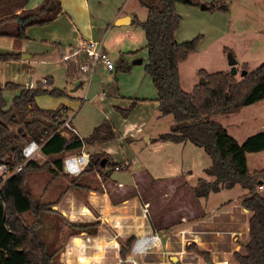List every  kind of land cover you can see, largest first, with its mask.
Here are the masks:
<instances>
[{
    "label": "trees",
    "instance_id": "16d2710c",
    "mask_svg": "<svg viewBox=\"0 0 264 264\" xmlns=\"http://www.w3.org/2000/svg\"><path fill=\"white\" fill-rule=\"evenodd\" d=\"M12 1L15 6L8 13H0V37L26 39L28 28L49 24L62 12L59 0H44L37 8L31 10H24L28 0ZM138 2L148 10V17L144 22L136 18L132 21V25L140 27L145 33L148 50L145 72L156 90L155 101L159 103L160 116H171L176 125L171 132L159 135L154 142L191 143L210 157L212 165L204 170L210 180L201 178L192 188L196 199L207 200L212 193L236 187L247 192L240 205L251 212L249 238L243 243L241 251L234 252L233 257L238 264H264V194L261 191V187H264V170L251 172L247 158L248 154L264 151V131L239 143L221 122L214 119L215 116H228L264 101V64L252 71L248 69V64H243L242 73L245 75L241 79H237L231 71L209 72L201 69L198 76L205 82H199L191 92H187L183 88L180 67L198 51L203 36L183 43L177 41L176 33L182 23L177 5L201 6L202 2ZM206 7L211 12L228 10L224 3L218 1L207 3ZM20 9L21 13L16 14V10ZM230 54V50L226 49L225 55ZM20 59L19 54L0 52V63ZM77 59V62L71 61L68 65L70 78L82 73L81 66L86 57L78 56ZM131 68V64L127 63L122 55L112 71L115 73V80L104 88L109 96H120L117 74L127 73ZM47 82L32 88L13 83H7L3 87L0 82V160L6 158L8 174L13 173L25 162L22 154L25 144L18 145L19 137L42 144V154L55 158L53 164L58 169L56 171L46 164L40 165L31 160L7 181L6 175H0V264H53L55 261L54 254L48 251L46 244L38 236V231L43 225L42 212L52 210L51 207L35 201L26 185L27 176L45 168H48L47 172L53 176H57L59 172L63 173V156L67 153H79L82 141L76 136L66 138L62 135L60 125L64 108L42 110L36 104V97L43 94L54 97L67 95L66 91L46 89ZM4 89L19 91L10 109L6 108ZM136 102L138 103V100H132L126 111L121 108L119 110L127 116ZM30 115L32 119H27ZM20 120L24 122L25 128L16 135L11 127ZM114 137L112 125L109 121H104L95 128L90 137L84 139V143L93 146L110 141ZM91 158V165L75 177L73 184L89 191L101 192L102 189H93L90 184L95 181L85 176L95 174L107 181L111 173L124 170V167L123 164L110 160L106 154L102 157L91 155ZM79 228L81 229L82 225ZM134 242L135 239L131 238L128 246L121 250L123 258H126L128 248L132 249ZM186 251L198 254L206 263L213 264L211 252L201 251L195 242L187 243Z\"/></svg>",
    "mask_w": 264,
    "mask_h": 264
},
{
    "label": "crops",
    "instance_id": "0c3cea01",
    "mask_svg": "<svg viewBox=\"0 0 264 264\" xmlns=\"http://www.w3.org/2000/svg\"><path fill=\"white\" fill-rule=\"evenodd\" d=\"M43 1L44 0H28L24 10L35 9L42 4ZM59 1L62 6V12L58 17L49 24L28 28L26 31V39L0 37L1 53L21 55L20 60H10L0 63V82L3 87L7 83H14L22 87L32 88L36 87V83L34 84L35 76L43 75L42 82L38 81V83H44V80H46L48 81L46 86L49 88L50 85L57 84V69H52V71L47 73H43L42 70L46 66L57 67L65 63V79H67V87L64 88L67 93V95L64 96L65 99L50 97L51 99L45 100L44 103L50 104V106L37 104L38 107L42 110H58L64 108L65 117L68 116L73 124L74 117H70L69 112L73 109V104H78L76 100H89L90 93H92V99L99 97L103 107L108 111V119H105V121H109L112 125L115 137L96 147L106 153L113 162L123 164L124 170H129L131 166H133L132 162L128 160L121 163L116 159V156H118L120 152L118 145H122L121 143L125 142L124 140L126 139L137 141L138 136L145 132V127L147 125V129L149 130L147 134L149 136L146 138L148 144L154 141L161 133L158 132L159 130H156L154 125L149 124L148 116H139V121L127 119L124 121L121 128H117L112 121L113 116L117 115L113 114V110L109 108V106L118 108V105H121L123 102L117 99L119 97L109 96L104 90L106 84L113 83L115 80V77L113 80L110 78L109 74L112 73V71H108L101 66L93 75L94 77L92 76L93 78L97 77L96 81H91L87 84L88 81L85 79L86 75L81 72L74 75L72 78L68 76L69 63L71 61L77 62L78 57L73 56L69 61H66L64 58L75 51L79 45L80 39L84 37L102 43L110 58L115 60L113 61L116 65L120 58H122V55L125 56L127 63L130 64L128 60L130 56L140 51V49L145 50L146 48V37H144V39L138 31L141 28L132 25V21L135 18L130 17L131 22L126 25L116 24L118 20L127 18V6H129L132 0H123V4H120L122 6L119 5L117 11L112 14L111 20L104 21L100 19V15L98 18L95 17L96 13H99L100 10L97 9V7L99 6L101 8L102 2H99V0ZM207 3H211L210 0H205L201 12H207ZM14 6L15 2L12 0H0V13H8ZM21 11L22 9L16 10V14H20ZM177 11L182 17V23L176 33V39L179 43H183L192 39L187 38L188 32L186 27H184V17L189 11L187 8H180L178 5ZM214 14L218 15V12ZM113 21L116 22L112 25ZM140 21L144 22L145 20ZM218 26H221L224 30L218 29ZM208 31H215L213 33L214 36L206 43L207 34H202L203 40L198 51L192 54L180 67L182 84L187 92H190V89L192 91L200 82L198 76L199 70L205 69L209 72H216L212 70L210 66H204L202 63L203 60L207 59L209 63L211 59L215 57L226 60L228 59L225 55L226 49H230L232 54H235V58L239 65L248 64L250 67L252 66L249 55L252 48L258 42L257 37L252 35L253 32L250 30L237 32L234 27H232V29L229 28L228 21L220 17V15L215 16L214 22L208 26ZM179 36L186 41H180L178 39ZM23 55H27L26 58H24ZM192 61H195L198 66H196L194 70H188L189 67L193 66L190 65ZM263 63L264 61L254 65H261ZM132 69L133 66L127 73H130ZM228 70L229 68L225 71ZM243 75L242 73V76ZM92 77H90L89 80H91ZM69 81L76 83L77 86L69 89ZM117 81L119 85L118 77ZM29 82H31L30 87ZM185 84L188 88H185ZM81 90L84 91L85 97H81ZM127 99L129 100L130 98ZM137 99H140L138 102L142 103L146 100L145 98L141 99L139 96H137ZM131 102L132 101H130V103ZM158 107L159 103L155 101L154 115L157 118H162L159 115ZM109 117L111 119H109ZM73 126L75 127L74 124ZM62 135L66 138H70V135L64 133H62ZM153 135L155 138H153ZM79 136L83 140L85 139L80 133ZM86 147L88 146L86 145ZM126 153L127 152H125V155L127 156L128 154ZM256 154L264 157V151ZM249 155L247 157L249 170L252 172L264 170V167L251 169L249 166ZM136 159V157L133 158L134 161ZM147 166L150 165L147 164ZM154 172L170 173V171H134L130 173V184H124L119 181L120 178L115 176L116 174L113 172L105 185L102 186L103 191H89L88 196L86 195L87 204L81 203L80 207L75 198H73L74 200L72 201L67 198L66 207L68 208V217L73 221H78L77 218L79 215H84L86 218L81 220L82 223L77 225V227L82 225V232L80 234H72V236L70 235L68 238L66 248L68 254L67 256L62 254V256H65V264H161L160 261L158 262L157 260H160L161 257L167 259V255L172 259L176 258L178 260L177 262L172 261L174 264H178V256L186 260V255L192 254L186 250L184 252H179L175 249L172 238L177 239L179 237L183 240L185 249L187 243L195 242L199 249L202 245L206 247L207 250L200 249L201 251L211 252L212 261L215 264H231L230 262L232 261L234 252L241 251L243 243L249 238V236H247L248 238L243 241L244 239L242 240L241 236V234L245 236L249 235V219L251 217V212L243 209L240 205L242 198L247 192L243 190L241 195L230 200V208H228L229 206L226 207L225 204L222 205L223 208L220 210L221 212H216L215 209H212L208 214L202 210L201 207H196V203H194L193 206L184 204L183 192L179 195L178 199L175 198L174 196L179 193L176 191V188L164 191L158 196L155 185L156 179L152 177L151 174ZM181 172L190 173L191 171ZM208 179L210 180V178ZM178 187H181L180 190L182 191L183 186ZM145 194L148 196L145 197ZM171 197L172 199L170 202H174L175 200V205L171 203L170 206L166 205L165 207L163 205H157L158 200L161 198ZM232 205H235L236 209ZM80 208L81 210L78 212L77 210ZM236 210L238 213H236ZM96 213L98 215H96ZM175 214L177 216H175ZM240 216H242L243 219ZM197 219L198 223H195ZM72 220L71 222H73ZM192 221H194L193 224H191ZM190 225H195V227L197 225H207L206 227L212 226L214 229L208 230L207 233L206 231L203 232V234L206 233L205 235H207V237L201 238L202 240L200 241V238L197 236L198 233L190 228ZM72 226L75 227L73 224ZM95 226L97 227L95 228ZM175 228H178V230L172 231V234H167L169 230ZM155 231H160L161 244H163L162 250L161 248H153L146 252L143 251L144 253L134 254L131 251L132 249L128 248L129 252L126 258L121 256V250L128 246L131 238L135 239V242H137L141 238L153 234ZM163 233L167 234V236H162ZM189 238L192 239L187 242ZM217 243L220 244V248L217 246ZM164 248L167 249V252L163 250ZM163 253L166 255L165 257ZM217 256L218 258L223 256V258L220 260ZM108 258L113 259V262H108ZM200 260H202V258H200ZM186 263L188 262L186 261Z\"/></svg>",
    "mask_w": 264,
    "mask_h": 264
},
{
    "label": "rangeland",
    "instance_id": "374dc122",
    "mask_svg": "<svg viewBox=\"0 0 264 264\" xmlns=\"http://www.w3.org/2000/svg\"><path fill=\"white\" fill-rule=\"evenodd\" d=\"M200 1L202 2L201 6H186V5L178 4L180 8L184 7L187 8V10L189 11V13H187L184 17V25H185L184 27H186L188 32L187 34L189 36V37L187 36V38L188 39L192 38L190 40H193L202 34H207L206 43H208L211 37L214 36L213 33L215 32V31L209 32L208 26L214 22L215 16L220 15V17H223L228 21L229 28L232 29V27H234L237 32H242L243 30H250L251 32H253L252 35L257 37L258 42L250 52L249 60L252 66L250 67L248 65V69L252 71L257 69L259 66H261L262 64L261 65H254V64H260L262 61H264V0H216L218 2L224 3L228 8L227 11H215L218 12V15L214 14L215 12H211L208 10L207 12L205 11L201 12L205 0L203 1L200 0ZM99 2H102L101 8L99 6L97 7V9L100 10L99 13H96V16L95 15L94 16L98 18L100 15V19L104 21V20H111L110 18L112 14L117 11L119 5L123 4L124 1L99 0ZM210 2H214V1L210 0ZM126 14H128L127 17L129 18L132 17V18H138L140 20H146L148 16V10L140 6L137 0H132L129 6H127ZM116 21H113L112 25ZM218 27H219L218 29L224 30L223 28H221V26ZM138 31L141 33V35L144 38L145 37L144 31L141 29ZM178 39L180 41L185 40L180 36L178 37ZM230 53H232L231 50ZM233 56L235 57V54ZM128 60L130 64H132L133 66L132 71L130 73L117 74V77L119 79V86L121 90L120 96L117 99H119L123 103H121V105H118V108L109 106V108L113 110V114L117 115V116H113L112 121L114 125L117 126V128H121L122 125L124 124V121L127 119H130L132 121H137L139 116H144V117L148 116L149 124L154 125L156 130H159L158 131L159 133L165 134L171 132L176 127L173 118L171 116L157 118L154 115V104L157 93L152 84L151 78L146 74L144 70L145 65L148 62V50L146 48L145 50L140 49L139 53L131 55L130 59ZM202 63L204 64V66H210V68L216 72L223 70L225 71L228 68H229L228 71H231L229 64H227L228 59L222 60L215 57L211 59L210 63L207 62V59L203 60ZM190 65L193 66L189 67L188 70H194L195 67L198 66V64L195 63V61L190 62ZM242 66L243 64L240 65L238 64L237 66V70H238V74L236 75L237 79H241L243 77L241 74ZM52 69H57L56 70L57 84L50 85L49 88L45 86V88L48 90L58 89L60 91H65L64 88L67 87L66 84L67 79H65V74H66L65 63L57 67L46 66L42 70V72L47 73L52 71ZM109 75L110 78L113 80V78L115 77V73L113 72V74L110 73ZM93 77L91 80H89L90 78L88 76L85 77L86 81H88L87 84L91 81H96L97 77L95 78ZM42 79H43V75L35 76L34 84L36 83L37 86L39 84L38 81L42 82ZM76 86H77L76 83L69 81V89L75 88ZM185 88H188L186 84H185ZM189 91L191 92V89ZM80 92L82 95L81 97H85L84 91L81 90ZM18 94L19 91L8 90V89L3 90V95L6 100L7 109H10L12 107L13 100ZM137 96H139L141 99L145 98L146 100H144V103L136 102V105L131 109V111L128 112V115L124 116L122 110L126 111L129 109L131 105L130 101L140 100L137 99ZM50 97L58 98V97L50 96L49 94H43L36 97V104L43 105L45 103V100L51 99ZM92 97H93L92 93H90L89 100H83V99L76 100L77 101L76 103L79 104V107L78 104L77 105L73 104V109L70 110L69 112V116L74 117L73 124L78 129L80 135L83 138L90 137L91 133L95 130V128L100 126L105 121V119H108L107 117L108 111L105 107H103L100 98L98 97L92 99ZM60 98L65 99L63 95L60 96L59 99ZM127 98L130 99L128 100ZM44 105L50 106V104H44ZM120 108L122 110H119ZM45 110H49V109H45ZM27 119H32V116L31 115L28 116ZM109 119L111 118L109 117ZM214 119L221 122L227 128L230 135L236 138V140L239 143H243L251 135L264 131V101L249 107H245L240 111L236 112L234 115H231L230 117L218 115L215 116ZM23 128H25L24 122L20 120L16 125L11 127V130L17 135L19 134V131ZM147 128L148 125L145 127V132L138 136L137 141L126 139L124 140L125 142L121 143L122 145H118L120 152L118 156H116V159L121 163L126 162L128 160L133 163V166H131V169L129 170H120L114 172V174H116L115 176L120 178L119 179L120 182H123L124 184H130V179H131L130 173L134 171H170V173L167 174L164 172L151 173L152 177H155L156 179L155 185L158 196L162 194L164 191H168V190H172V188H176V191L179 193H177L174 196L175 198L178 199L179 195L183 192L184 201H185L184 204L188 206H193L194 203H196V207L199 208L201 207V209L208 214L209 211H211L212 209H215L216 212H219L223 208L222 205L225 204L226 207L229 206L228 208H230L231 205L229 201L241 195L243 189L237 187L231 190H223L220 193H212L208 200L196 199L193 195L192 188L198 184V181L201 178L208 179V177L204 173V169L209 168L212 165V161L210 157L202 149L195 147L191 143L174 144L170 142L151 141L148 144L146 138H148L149 136L147 135L149 130ZM72 136L73 135H71L70 137ZM153 138H155L154 135ZM28 142L29 141L24 139L23 137H19L18 145L21 144L23 145L24 143L27 144ZM99 144L102 143H96V145L87 147V150H89L88 152H90L92 156L94 155L96 157L97 156L102 157L103 155L106 154V153L104 154L102 150L96 147ZM125 152H127L126 153L128 154L127 156L125 155ZM76 154H72V153L65 154L62 158L63 163L67 156L76 155ZM135 157L137 159L134 161L133 158ZM54 159L55 158L44 156L41 152V154L38 155L34 159V161L40 165L46 164L48 167L54 168L56 169V171H58V169L53 164ZM5 161L6 158L0 160V164H5ZM147 164L150 166H147ZM249 166L251 169L263 168L264 157L259 156V154H250ZM47 171H49L48 168H45L37 172L29 173L27 176L26 185L37 203H42L48 207H51L52 211L42 212L41 220L43 225L38 231V236L44 241V243L48 248V251L54 254L55 261L53 264H65L66 263L65 256H62V254L66 256L68 254L66 249L68 238L70 235L72 236V234H80L82 232V229L77 227V225L82 223L81 220L86 218L84 215L81 216L79 214H78L79 215L78 218L75 217L78 219V221H73L71 218H69L68 217L69 214L67 213L68 208L66 207V202L68 201V199L72 201L74 200L73 198H75L78 204L80 205V207H81V203L87 204L86 195L88 196L89 190L74 185L73 181L75 177H68L62 172L57 173L58 174L57 176H53L50 172ZM181 171H191V172L182 173ZM86 177L92 178L95 181V183L93 184L91 183L90 185L92 186L93 189H102L100 191H103L102 186L105 185V183L108 181V180L104 181L103 178L100 179L95 174H87L85 178ZM8 179L9 177L6 178V181ZM178 186H183L182 191L180 190L181 187ZM261 191H263L262 193L264 194V187ZM144 196L146 197L148 195L145 194ZM171 199L172 197L164 198V199L161 198L160 200H158L157 205L158 206L163 205L164 207L166 205L170 206V203L172 205H175L174 203L175 200L174 202H170ZM232 206H234L236 209L235 205ZM80 210L81 208L78 209L77 211L79 212ZM236 213H238V211ZM96 215L98 214L96 213ZM175 216L177 215L175 214ZM240 217L243 219L242 216ZM71 220L73 222H71ZM193 223L194 221L191 222V224ZM195 223H198V219L196 220ZM72 224L75 225V227H73ZM190 226H191L190 228H192L198 233L197 236L200 238V241L204 237H207V235L205 234L208 232V230L214 229L212 226L206 227L207 225L206 226L197 225L196 227L195 225H190ZM96 227L97 226H95V228ZM174 230H178V228L169 230L167 234H172V231ZM205 231L206 233L203 234V232ZM158 232L160 234V231ZM167 234L163 233L162 236H167ZM241 236H242V240L244 239L243 241H245V239L248 238L247 237L248 235L245 236L241 234ZM191 239L192 238L187 239V242H189V240ZM172 240H173L172 243L174 244L175 249L177 251L184 252L186 250L183 246V240L180 237L177 239L172 238ZM217 244H218L217 246L220 248V244L219 243ZM146 245L147 244L145 243V241L141 240L136 245V250L143 252ZM200 247H201L200 249L202 250H207L206 247H204L203 245ZM162 248H163V244H161V250ZM163 250L166 251L167 249L164 248ZM163 256L165 257L166 255L164 254ZM166 257L167 259L161 257V259L160 260L158 259L157 261L158 262L160 261L161 264H174L172 258H170L168 255ZM178 257H179L178 264H188V263L208 264L206 263L203 257H201L200 255H196L195 253L186 255V260L184 258L182 259V257L180 256ZM200 258H202V260H200ZM222 258L223 256L219 257L218 259L221 260ZM66 261H67V257H66ZM107 261L113 262V259L108 258ZM186 261L188 263H186ZM230 263L238 264L234 260L233 256H232V261ZM71 264H79V263H71ZM213 264L215 263L213 262Z\"/></svg>",
    "mask_w": 264,
    "mask_h": 264
},
{
    "label": "built area",
    "instance_id": "2783aa9c",
    "mask_svg": "<svg viewBox=\"0 0 264 264\" xmlns=\"http://www.w3.org/2000/svg\"><path fill=\"white\" fill-rule=\"evenodd\" d=\"M85 56V63L81 66V71L83 74L92 77L100 66L104 67L108 71H114L116 64L110 58L106 50L104 49L102 43L98 41H93L82 37L80 39L78 47L73 53L66 56L64 59L69 61L71 57ZM47 81L44 80V83ZM62 124L60 125V130L62 133L67 135L78 136L82 141V149L79 154L67 156L63 163V171L66 175L70 177H77L82 174L88 166L92 163L91 154L88 152L84 140L79 136V132L71 123V119L66 116L63 112ZM43 145L39 144L37 141H29L23 147L22 154L25 157V163L18 167L13 173L8 174L7 166L5 164H0V175H6V178L12 177L14 174L20 172L29 161L34 160L38 155L41 154ZM69 155V154H68ZM263 189V187H261ZM147 244L144 252L153 248H161V236L155 231L149 236L141 238ZM140 239V240H141ZM139 241V240H138ZM137 242L133 245L132 252L134 254L144 253L136 250Z\"/></svg>",
    "mask_w": 264,
    "mask_h": 264
},
{
    "label": "water",
    "instance_id": "95a60500",
    "mask_svg": "<svg viewBox=\"0 0 264 264\" xmlns=\"http://www.w3.org/2000/svg\"><path fill=\"white\" fill-rule=\"evenodd\" d=\"M205 8V7H203ZM131 22V19L129 17L127 18H124V19H120L117 21L116 24L118 25H126V24H129ZM24 58H26L27 55H23ZM228 63H229V66L231 67V74L236 76L238 74V70H237V65H238V61L236 60V58L230 54L228 55ZM245 75V73H243ZM205 81L204 80H200V83H204ZM31 85V82H29V87ZM77 90V89H75ZM174 262H177L178 260L176 258H173L172 259Z\"/></svg>",
    "mask_w": 264,
    "mask_h": 264
},
{
    "label": "bare ground",
    "instance_id": "6f19581e",
    "mask_svg": "<svg viewBox=\"0 0 264 264\" xmlns=\"http://www.w3.org/2000/svg\"><path fill=\"white\" fill-rule=\"evenodd\" d=\"M141 240H143V239H141ZM141 240H139V241H141ZM139 241H138V242H139Z\"/></svg>",
    "mask_w": 264,
    "mask_h": 264
}]
</instances>
